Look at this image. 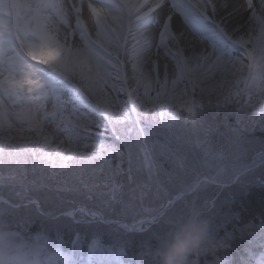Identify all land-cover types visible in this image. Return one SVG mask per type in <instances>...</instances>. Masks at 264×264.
I'll list each match as a JSON object with an SVG mask.
<instances>
[{
    "label": "snow or ice",
    "instance_id": "snow-or-ice-1",
    "mask_svg": "<svg viewBox=\"0 0 264 264\" xmlns=\"http://www.w3.org/2000/svg\"><path fill=\"white\" fill-rule=\"evenodd\" d=\"M193 132L204 155L188 159L172 145ZM225 135L248 149L243 160L212 147ZM254 185L264 187V0H0L7 219L76 226L73 264H156L169 221L198 204L216 218L217 245L190 264H264V220L240 228L247 243L223 258L234 233H216L219 210Z\"/></svg>",
    "mask_w": 264,
    "mask_h": 264
},
{
    "label": "clouds",
    "instance_id": "clouds-1",
    "mask_svg": "<svg viewBox=\"0 0 264 264\" xmlns=\"http://www.w3.org/2000/svg\"><path fill=\"white\" fill-rule=\"evenodd\" d=\"M217 245L213 220L191 204L169 221L159 241L156 264H190V257ZM71 250L47 230L30 232L14 227L0 213V264H73Z\"/></svg>",
    "mask_w": 264,
    "mask_h": 264
},
{
    "label": "trees",
    "instance_id": "trees-1",
    "mask_svg": "<svg viewBox=\"0 0 264 264\" xmlns=\"http://www.w3.org/2000/svg\"><path fill=\"white\" fill-rule=\"evenodd\" d=\"M259 135L260 133H257V136ZM155 139L158 140L162 145L165 143V138L163 136L155 137ZM172 147L174 148V145H172ZM158 162L165 168H171L174 166V160L170 162V160L166 156L159 158ZM125 167H127V165H125ZM233 187H235V185H233ZM179 193L181 192H176L173 195L176 196ZM192 196L193 194L187 197ZM184 199L180 203H183ZM219 211L222 215L219 221L221 226L216 229L217 236L223 238L227 234L234 233L232 244L229 246V248L220 249V256L221 258H223L225 255L231 254L232 247L235 244L243 245L244 243H247L244 237L240 234V228L246 227L247 225H258L261 220H264V187H250L247 193L237 194V196L236 194H234L231 198V202L229 204L224 205ZM226 218L228 219V221L224 220ZM49 220L50 219H46L41 216H34L30 220L33 221L34 224H30V222H28L26 226L32 227L30 232L43 230L47 226H50L48 228L51 229V220ZM213 221H215V219H213ZM8 222L14 227H26L24 224H17V222L12 220L11 218L8 219ZM49 233L55 237L53 232ZM69 239L70 238L65 239L67 245H69ZM67 245L66 248H68ZM208 259L211 260V257H209Z\"/></svg>",
    "mask_w": 264,
    "mask_h": 264
},
{
    "label": "rangeland",
    "instance_id": "rangeland-1",
    "mask_svg": "<svg viewBox=\"0 0 264 264\" xmlns=\"http://www.w3.org/2000/svg\"><path fill=\"white\" fill-rule=\"evenodd\" d=\"M142 91L143 90L141 89V92ZM152 95H155V93H152ZM124 98H125L124 94H121V99H124ZM164 111H165V114L168 115L167 107H165ZM205 118L207 120H211L212 119L211 114L207 113ZM181 134L184 135L185 133H181ZM197 135H198V133H195V132L186 134L184 142L183 143H178V144H173L174 148H178V149L182 150L183 153L185 154L186 158H188V159H191V158H193V157H195L197 155H200L202 157L204 155V152H203V149L199 146V143L197 141ZM162 136L165 138V136L163 134L158 136V137H162ZM212 147L217 152L225 154V156H227L231 152H236V153H238V157L237 158L241 159V160L244 159V157L246 156V153L248 151V149L244 148L242 145L241 146H237L236 148H233V146L229 143V139H228V137L226 135H225V137L223 139L217 138L215 140V142L213 143ZM168 159L170 160V162H172L174 160L173 164L175 165V158L174 157L171 158V159L170 158H168ZM194 182L195 181L193 180L192 183H194ZM256 186H259V185H254L252 187H256ZM259 187H261V186H259ZM181 191H183V190H181ZM181 191H178V192H181ZM174 193H176V192H174ZM237 194H242V193H236V196H237ZM200 203L202 204L204 202L200 201ZM177 204H178V206H181V207L183 206V203L179 202ZM223 218H225V217H223ZM212 219H216V218L213 217ZM224 220L228 221L227 218L224 219ZM29 222H31V221H29ZM53 222H54V224H53ZM69 223L70 222L57 223L56 221L51 220L50 225H51L52 228L51 229L47 228V229H49V230L59 229L58 232L61 233V234L65 230H68V233H72L74 228L73 227L72 228H68L67 226H69Z\"/></svg>",
    "mask_w": 264,
    "mask_h": 264
}]
</instances>
